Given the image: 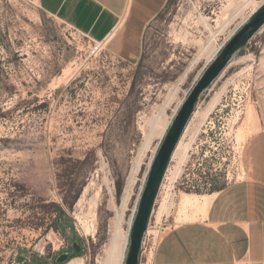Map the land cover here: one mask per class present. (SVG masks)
<instances>
[{"label":"rangeland","instance_id":"374dc122","mask_svg":"<svg viewBox=\"0 0 264 264\" xmlns=\"http://www.w3.org/2000/svg\"><path fill=\"white\" fill-rule=\"evenodd\" d=\"M263 2L169 0L132 62L35 0H0V264L15 252L22 264H103L113 224L120 217L127 227L165 125ZM197 107L158 196L142 264L154 261L165 228L201 219L216 192L243 180L245 143L264 131V27ZM186 194L199 195L197 203L185 204ZM63 253L71 256L60 263Z\"/></svg>","mask_w":264,"mask_h":264},{"label":"crops","instance_id":"0c3cea01","mask_svg":"<svg viewBox=\"0 0 264 264\" xmlns=\"http://www.w3.org/2000/svg\"><path fill=\"white\" fill-rule=\"evenodd\" d=\"M47 13L137 62L143 33L169 0H35ZM243 180L216 192L206 214L163 232L154 264H264V131L243 150Z\"/></svg>","mask_w":264,"mask_h":264},{"label":"water","instance_id":"95a60500","mask_svg":"<svg viewBox=\"0 0 264 264\" xmlns=\"http://www.w3.org/2000/svg\"><path fill=\"white\" fill-rule=\"evenodd\" d=\"M264 27V2L249 20L228 40L216 58L207 65L184 98L178 113L168 129L157 154L147 172V178L138 202L137 213L130 232V247L125 264H141L144 239L156 206L159 192L168 171L173 154L202 94L219 78L234 56L246 48L250 40ZM71 253L61 254L57 261H67Z\"/></svg>","mask_w":264,"mask_h":264},{"label":"bare ground","instance_id":"6f19581e","mask_svg":"<svg viewBox=\"0 0 264 264\" xmlns=\"http://www.w3.org/2000/svg\"><path fill=\"white\" fill-rule=\"evenodd\" d=\"M261 4H259L258 5V7L256 8V9H254L253 10V12H252V14L259 8V6H260ZM251 14V15H252ZM250 15V16H251ZM250 16L248 17V18H246V19H244L243 21H242V23L238 26V27H236V29L232 32V33H230V35L228 36V38L230 39L233 35H234V33H236L239 29L238 28H241L242 26H243V24H245L248 20H249V18H250ZM242 25V26H241ZM241 26V27H240ZM238 29V30H237ZM227 38V39H228ZM228 39V40H229ZM228 40L226 41V42H224L225 44L228 42ZM224 44V45H225ZM224 45H223V47H224ZM219 51H220V49L219 50H217L214 54H213V56H212V58H211V60L210 61H212L213 59H215L216 58V56L219 54ZM233 60V59H232ZM213 62V61H212ZM232 62V61H231ZM230 62V63H231ZM201 73V72H200ZM201 76V75H200ZM199 76V77H200ZM198 77V78H199ZM197 78V79H198ZM195 84V83H194ZM219 98V97H218ZM184 101V100H183ZM182 101V102H183ZM216 101H217V99H215L214 101H213V103L206 109V111H205V113H204V115H207L209 112H210V110L212 109V107L214 106V104L216 103ZM219 101H217V103H218ZM182 104V103H181ZM181 106V105H180ZM198 108V107H197ZM180 109V108H179ZM179 111V110H178ZM178 113V112H177ZM176 113V114H177ZM196 113H197V111H195L194 112V116L196 115ZM176 116V115H175ZM175 116H174V118H175ZM173 120L174 119H171V124H172V122H173ZM170 123L169 124H166L165 125V127H164V129H163V131H162V134H164L165 133V135H166V133H167V131H168V129L170 128ZM190 123H191V121H190ZM189 126H190V124L186 127V130L184 131V134H183V136H182V138H181V140H180V142L178 143V145H177V148H176V150H175V152H174V154H173V159H175V156L178 154V152H179V150L181 149V147H182V144H183V139H184V137L186 136V133H187V131H188V128H189ZM159 149V148H158ZM158 149L156 150V151H158ZM156 154H157V152H156ZM155 154V155H156ZM154 155V156H155ZM153 159H154V157L152 156V159H151V161H150V164H149V168H150V165H151V163L153 162ZM148 168V169H149ZM170 170V169H169ZM148 172V171H147ZM170 172V171H169ZM167 175H168V173H167ZM131 178V177H130ZM129 178V179H130ZM146 178H147V174H146ZM146 178L144 179V181H143V184H142V187H141V189H140V192H139V194H138V198H137V201H136V204H135V206L133 207V210H132V213H131V215H130V218H129V220L127 221V227H124V225H122V221H121V218L120 217H118V218H116L117 220L114 222V224H113V227H112V229H111V233H110V238H109V240H108V242L106 243V245L104 246V262H103V264H125V260H126V256H127V253H128V250H129V247H130V232H131V228H132V225H133V222H134V219H135V216H136V213H137V209H138V202H139V198H140V195H141V193H142V190H143V188H144V185H145V182H146ZM132 182H133V180H130L129 181V183H128V185H127V187H126V198L128 197V195H129V191H130V188H131V185H132ZM190 194V193H189ZM189 194H186L185 195V200H183L184 201V203L185 204H195V203H197V200L195 199V198H197V196H199V195H197V196H195V197H190V195ZM195 195V194H194ZM205 196H207V195H205ZM201 197V196H200ZM202 201V200H201ZM205 201H206V199H205ZM127 205V204H126ZM199 212V211H198ZM120 216V215H119ZM150 226L148 227V230H147V236L150 234V232H151V230H150ZM161 230H162V228L160 229V231H155V234H156V239H157V237H159L158 235H159V232H161ZM145 242V241H144ZM151 252V256H153V258H154V250H151L150 251ZM73 262V261H72ZM72 264V263H71Z\"/></svg>","mask_w":264,"mask_h":264},{"label":"built area","instance_id":"2783aa9c","mask_svg":"<svg viewBox=\"0 0 264 264\" xmlns=\"http://www.w3.org/2000/svg\"><path fill=\"white\" fill-rule=\"evenodd\" d=\"M94 42H96V41H94ZM96 43H97L98 46H101L102 44H104V42H96ZM169 169H170V166H169V168H168L167 173L169 172ZM167 173H166L165 178H164V181H163V183H162V186H161L160 192H162V189L164 188L165 183H166V181H167V179H168V178H167ZM160 192H159V196H160ZM157 200H158V199H157ZM18 255H19V253H18V252H15V254L13 255V257H12L10 260H8L7 262H5L4 264H22L21 262L18 261ZM141 264H142V263H141ZM147 264H148V262H147ZM149 264H154V261L150 262ZM244 264H250V262L247 261V262H245Z\"/></svg>","mask_w":264,"mask_h":264}]
</instances>
